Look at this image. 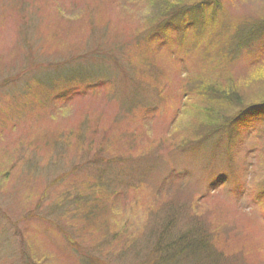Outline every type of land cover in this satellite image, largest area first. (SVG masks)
Wrapping results in <instances>:
<instances>
[{"label": "rangeland", "instance_id": "obj_1", "mask_svg": "<svg viewBox=\"0 0 264 264\" xmlns=\"http://www.w3.org/2000/svg\"><path fill=\"white\" fill-rule=\"evenodd\" d=\"M167 1L0 0V264H147L168 229L211 264H264V117L244 115L229 155L197 142L199 86L264 99V39L241 47L264 0L161 31Z\"/></svg>", "mask_w": 264, "mask_h": 264}, {"label": "trees", "instance_id": "obj_2", "mask_svg": "<svg viewBox=\"0 0 264 264\" xmlns=\"http://www.w3.org/2000/svg\"><path fill=\"white\" fill-rule=\"evenodd\" d=\"M217 4L218 0H200L191 6H186L180 4L177 0H172V2L168 4L170 6L165 5L160 13L162 16L159 17L155 23L167 20L165 24H159V27L162 26L161 31L165 30V25H169V28H172L175 20L180 21L181 19L184 20L185 18H189L188 21L197 23L200 22V20H198V14L204 11L203 7L209 6L216 9L219 7ZM220 8L221 7L216 11L218 12ZM169 17L170 20H168ZM213 17L215 16L213 15ZM211 18L212 17H210V20ZM156 30H158V27H156ZM244 37H247V40H242L241 47L246 49L249 48L250 44H254L257 38L262 37L264 39V18L259 21L256 20V22L250 24L247 34L245 32ZM256 65L264 68L263 52ZM68 76L70 75H67V73H63L59 76L54 75L52 80L48 82L46 88L50 91L51 89L49 87L51 86L54 89H57L59 86H65L66 83L70 82L68 81ZM260 81L264 82V76ZM230 86L231 85L229 84L226 86L213 85L211 88L208 87L203 89V86L201 85L197 90L198 95L210 102V105L204 108L206 109L204 110V122L202 123L204 129L200 132L201 134H205L202 136L198 135L197 142H206L212 139L214 143L218 144L219 141L225 140V151L228 152L227 155H229L230 144L234 142L236 138L235 129L240 126L238 123L243 122L244 115H250L252 112L254 114L255 112L253 109L256 108L258 113L257 116L264 117V99L256 102L244 101L237 91H229V89H232ZM217 102L219 103L216 104ZM207 137H209V139H207ZM261 193L264 195V189ZM93 230L94 229L91 228L90 231L92 232ZM168 231L169 232L161 231L158 240L151 243L149 262L147 264H206L207 262L208 264H211L216 260L218 261V255L211 248H208L210 244L207 246L203 244L204 246L201 245L199 248L200 243L203 242L198 234H189L186 231L179 232L178 230L174 232L169 229ZM195 237H197V239ZM134 253L136 254V251ZM91 263L92 262H90V264Z\"/></svg>", "mask_w": 264, "mask_h": 264}]
</instances>
